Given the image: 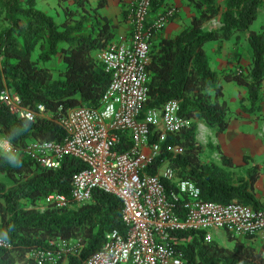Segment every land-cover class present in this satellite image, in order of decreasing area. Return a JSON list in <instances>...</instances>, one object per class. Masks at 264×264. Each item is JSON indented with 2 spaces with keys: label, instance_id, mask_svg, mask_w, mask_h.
Returning <instances> with one entry per match:
<instances>
[{
  "label": "trees",
  "instance_id": "1",
  "mask_svg": "<svg viewBox=\"0 0 264 264\" xmlns=\"http://www.w3.org/2000/svg\"><path fill=\"white\" fill-rule=\"evenodd\" d=\"M100 0L89 9L82 1L74 16L69 10L60 23L39 9L36 0H0V90L6 85L23 104H44L55 113L78 105L97 107L109 83L96 53L116 40L118 22L102 16ZM193 7L189 24L172 36L161 37L151 45L147 64L148 100L146 107H161L178 100V114L189 123L166 134L159 155L147 166L155 174L169 167L175 182L190 179L201 190L202 198L220 203L238 202L255 208L261 204L254 195L260 175L258 166L238 174L232 158L220 152L219 162H203V145L197 140V120L223 133L229 125L230 108L221 81L247 88L251 109L263 98L264 34L250 29L262 0H183ZM77 3V2H76ZM167 7V0H151V12ZM124 15V12H122ZM220 16V27L204 30V22ZM124 17V16H123ZM172 21V20H170ZM248 31L251 59L247 73L217 71L210 66L204 45L225 41L234 32ZM34 55L36 57L34 58ZM59 56L64 66L54 78L44 64ZM244 104H240L243 106ZM0 134L19 151H0V173L11 185L0 180V237L8 247H0V264H44L30 253L51 247L57 238L75 239L83 245L79 256H69L67 264H82L98 250L105 233L125 230L121 202L100 190L89 202L64 209L36 208L51 193L69 194L73 175L82 168L79 160L66 157L58 169L39 166L21 150L30 140L61 141L63 130L47 119L30 122L18 119L0 103ZM124 140V139H123ZM154 141V136L151 138ZM119 150L126 149L123 142ZM208 145L211 146V143ZM244 163H248L246 157ZM184 244L178 247L184 264H264V254L246 239L231 248L209 239L205 232L184 231Z\"/></svg>",
  "mask_w": 264,
  "mask_h": 264
},
{
  "label": "built area",
  "instance_id": "2",
  "mask_svg": "<svg viewBox=\"0 0 264 264\" xmlns=\"http://www.w3.org/2000/svg\"><path fill=\"white\" fill-rule=\"evenodd\" d=\"M175 11L167 6L149 19L151 0H135L129 7V37L112 41L98 53L109 83L97 107L60 105L52 113L42 103L24 105L6 85L0 90V103L18 119H47L63 130L61 141L30 140L21 150L28 158L54 170L66 157L82 164L73 175L69 194L47 195L42 201L44 208L85 204L95 190L121 202L125 230L106 232L101 247L87 255L82 264H184L178 247L186 238L179 232L223 231L233 241L249 240L264 232V203L255 208L205 200L190 179L178 180L175 187L166 185L174 180L169 167H163V173L162 168L155 174L147 171L159 155L166 134L189 123L178 114V100L146 107V68L152 41ZM123 142L129 146L119 150ZM0 151L19 150L8 138L0 137ZM6 246L0 237V247ZM82 247L75 239L59 237L51 247L36 248L30 255L44 264H67L69 256H79Z\"/></svg>",
  "mask_w": 264,
  "mask_h": 264
},
{
  "label": "rangeland",
  "instance_id": "3",
  "mask_svg": "<svg viewBox=\"0 0 264 264\" xmlns=\"http://www.w3.org/2000/svg\"><path fill=\"white\" fill-rule=\"evenodd\" d=\"M38 1H39V4H37V6H39L40 8H48L50 10L51 15H53L57 23H60L62 20H64L65 14L69 10H72L75 16L77 13V9L80 10V5H78L79 1L84 2L85 6L88 7L89 9L92 8L90 7L89 0H70L72 3L71 2L69 3L68 0H57L56 2L58 4L55 3V0H38ZM134 1L135 0H131L129 3L126 2L127 8L124 9L123 11L124 15H122L124 16V18L128 19V10H129V7L134 3ZM218 1L220 3L223 2L222 0H218ZM182 2L186 3L183 0ZM262 2H263V5L259 7L257 18L250 26V29L264 34V0H262ZM167 6H172L176 9L174 15L172 16L170 20L173 21L175 18H178L179 12L177 11V7L175 6V3L172 2V0H167ZM163 9H161L160 11H162ZM157 13L158 12L156 11L151 12L149 19H153ZM220 25H221L220 16L214 17L213 21L211 22V27L217 29L220 27ZM185 26L187 25H184V24L181 25L182 28ZM179 29L180 28L173 27L172 32L165 33L164 32L165 28H164L161 31L157 32L154 35V38L152 41V47L153 45L157 43L159 38L166 37V36H172L176 34ZM247 36H248V31L234 32V34H232L231 38L228 40L221 41V42H218V41L207 42L204 45V48H205L210 66L212 68H216L217 66L219 68V71H232L235 73L243 72L244 74L247 73L248 65L251 59V49L248 43ZM35 57L36 55H34V58ZM96 57L99 59L98 56ZM44 65L47 66L51 70L54 78H58V73L64 66V63L61 61L59 56H56L55 58L46 62ZM221 85L223 87L224 97L230 108L229 126L238 127L237 131L241 133H246L248 130L249 132H248V135H244V136L239 134L240 136L235 137V139H238V140L234 143H231L232 141L227 138L226 133L223 135L218 134V136H215V137L213 136V139H214L213 141L219 144L222 150H224L225 148V145H226L225 143H230L229 145H231V148L236 150L239 147L238 145L239 142L241 141L242 148H246L244 150L245 151L244 157H246V159L248 160L249 159L248 153H253L256 155V159H258L260 153L264 151V91L262 93L263 94L262 101L258 105H256L254 109L253 108L251 109L250 107L251 105L249 101L247 100V93L245 97H242V93L239 92L243 89L247 92V88L245 86H240V85L235 84L234 82H227L224 80L221 81ZM241 103L244 105L240 106ZM256 125L258 126L256 127ZM247 126L249 127V129L247 128ZM246 136H249V143L247 142L248 144H250L249 146L243 141V140L248 139L246 138ZM0 137H1V134H0ZM197 140L204 147V150L200 155L201 160L204 161L205 159H210L211 158L210 155L214 153H216L214 154L215 157L217 156V154L220 155L219 150L216 148V146H219V145H215V146L211 145L212 147H210V145H208L209 142L205 141L204 135L201 132L197 135ZM254 143H257V144L254 145ZM165 166L166 165L164 163V166H161L159 168V169L162 168L161 173H163V167ZM249 167H253V166H249ZM249 167H246V165L244 164V165H240V167L235 168L234 170L238 174H244L245 169ZM0 180L6 182L8 186L11 185V182L8 180V178L3 173H0ZM72 205L78 206L80 204L73 203ZM36 208L40 211H43L46 209L44 208L42 202H39ZM206 235L209 239L215 240L219 242L220 244H222L223 246L224 244L229 246L231 245L230 241H233L229 239L226 234H225L226 236L222 235V233L217 234L216 231L206 232ZM234 242L235 241H233V244ZM262 248H263L262 250L261 249L259 250H261L262 253L264 254V246H262ZM64 262H62L61 264H64ZM67 263H68V259H67Z\"/></svg>",
  "mask_w": 264,
  "mask_h": 264
},
{
  "label": "crops",
  "instance_id": "4",
  "mask_svg": "<svg viewBox=\"0 0 264 264\" xmlns=\"http://www.w3.org/2000/svg\"><path fill=\"white\" fill-rule=\"evenodd\" d=\"M56 1L57 0H55V3L58 4ZM99 1L100 0H89L90 7H95ZM130 1L131 0H104L103 1L104 5L102 7H99V9H98V12L102 16H104L108 19H112L115 22L119 23L115 39L122 38V37L123 38L129 37V33H130L129 21H128V19H126L122 16V12L124 11L125 8H127L126 7L127 3H129ZM68 2L70 3L71 1L68 0ZM172 2H174L175 6L177 7V11L179 12V17L175 18L173 21H171L167 24V26L165 27V30H164L165 33L172 32L173 27L181 29L182 28L181 25H183V24L188 25L190 20H191V17L194 15L193 7L188 5L187 3H183L182 0H172ZM37 4H39L38 0H36V6H37ZM37 7L51 15L50 10L48 8H40L39 6H37ZM258 10H259V8H258ZM257 13H258V11H257ZM51 16H53V15H51ZM212 21H213V18L204 22L202 25V28L204 30L215 29V28L211 27ZM180 29L178 31H180ZM98 53L99 52L96 53V56H98ZM213 69L219 71V68L217 66H216V68H213ZM244 91H245L244 89L239 91L242 93V97L246 96L247 92L246 91L244 92ZM196 124H197V135L201 132L204 135V139L206 142L211 143V145H213V146L219 145L213 141L214 140L213 136L214 137L218 136V135H216L214 129L206 126L202 120H197ZM257 126L258 125H256V127ZM237 128L238 127L228 125V128L223 133H220V134L223 135L226 133L227 138L232 141L231 143H234L238 140V139H235V137L240 136V135H243V136L248 135V132H249V130H248L246 133H241V132L237 131ZM247 128L249 129L248 126H247ZM253 137H255V136H253ZM246 138H248V139L243 140V141L249 146L250 145V144H248L249 143V136H246ZM225 144L226 145H225L224 150H222L221 147H220V149L224 155L232 158V162L234 163V165L239 166V165L245 164L246 167L258 165V168H259L258 170L260 172V175H259V177H258V179L254 185V195H255V198L257 199V201L260 204H263L264 203V151H262V153H260L258 159H256L255 154L248 153V151H247L249 161H248V163H244V161H243L244 153H245L244 150L246 148H242L241 141L239 142V144H238L239 147L236 150L231 148V145H229L230 143H225ZM255 144H257V143H254V145ZM227 145H229V146H227ZM214 154H216V153H214ZM214 154L210 155V157H211L210 159H205L204 161L203 160H201V161H203V162L213 161L215 163H218L220 155L217 154V156L215 157ZM216 232H217V234L222 233V235L226 236L222 231H216ZM230 242H231L230 243L231 245H229V246L224 244V243L223 244L225 247L231 248L233 246V241H230ZM247 242L252 244L255 248L262 250L263 249L262 246H264V232L258 233L254 238L247 240Z\"/></svg>",
  "mask_w": 264,
  "mask_h": 264
}]
</instances>
